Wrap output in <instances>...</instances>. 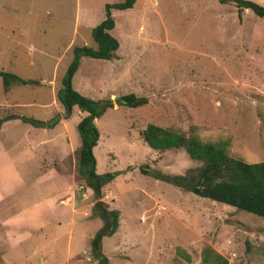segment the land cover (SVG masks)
<instances>
[{
  "label": "rangeland",
  "instance_id": "rangeland-1",
  "mask_svg": "<svg viewBox=\"0 0 264 264\" xmlns=\"http://www.w3.org/2000/svg\"><path fill=\"white\" fill-rule=\"evenodd\" d=\"M115 2L0 0V72L33 81L6 91L0 82V119L42 123H0V264H96L88 250L101 225L89 215L96 201L117 212L115 231L100 241L106 264H214L213 254L264 264V219L141 174L185 175L199 163L180 149L151 150L139 135L148 124L170 128L264 162V18L216 0H134L109 11L115 58L81 57L71 78L79 95L110 104L93 120L91 152L94 173L114 176L94 201L76 171L84 114L72 108L63 119L55 93L71 49L95 48L90 30ZM127 94L145 103L120 105ZM56 172L71 175L65 207Z\"/></svg>",
  "mask_w": 264,
  "mask_h": 264
},
{
  "label": "trees",
  "instance_id": "trees-1",
  "mask_svg": "<svg viewBox=\"0 0 264 264\" xmlns=\"http://www.w3.org/2000/svg\"><path fill=\"white\" fill-rule=\"evenodd\" d=\"M219 4L232 2L237 10H248L257 18H264V8L250 1L244 0H216ZM134 0H119L104 5V18L90 30L91 41L95 48L85 46L73 47L71 59L59 81V88L55 93V100L62 109V118L67 119L71 109L75 108L84 115L77 121L75 130L78 136L76 149V171L84 187L91 192L92 199L99 200L101 188L107 185L114 173L97 175L94 173L92 148L97 141V131L93 120L98 118L105 109L110 108L109 101H92L79 95L71 88V78L76 70L78 59L81 57L109 61L115 58L117 42L109 35L113 22L109 11H124L130 9ZM0 82L3 91L10 85H30L33 81L22 80L13 74L0 72ZM144 99L136 98L132 94L119 98V104L127 108L140 107ZM19 119L33 127H41L42 123L17 118L14 115L5 116L0 123ZM142 142L151 150H182L189 159L199 163L194 171L185 175L171 177L157 172H140L149 174L154 180L169 184L198 198L207 199L214 203L233 208L264 219V162L247 164L231 158L226 151L224 142H200L194 135H185L170 128H161L148 124L140 132ZM89 215L100 222V228L89 240V255L96 264H106L99 252L100 241L108 237L117 227V212L107 210L99 201L94 202ZM214 264H225V261L213 254ZM206 260L202 258V262Z\"/></svg>",
  "mask_w": 264,
  "mask_h": 264
},
{
  "label": "crops",
  "instance_id": "crops-1",
  "mask_svg": "<svg viewBox=\"0 0 264 264\" xmlns=\"http://www.w3.org/2000/svg\"><path fill=\"white\" fill-rule=\"evenodd\" d=\"M117 50V49H116ZM116 52V51H115ZM115 52H114V54H115ZM9 121H12V120H9ZM6 122H8V121H5V122H2V123H6ZM56 139V137H54V139L53 140H55ZM57 142V141H56ZM56 142H55V146L57 145L56 144ZM59 146V145H58ZM56 175H62L63 177H64V179H65V184H64V186H63V188H64V190H63V192L60 194V195H58V197H56L57 199H56V203H57V205H59V206H64V205H62V202L65 200V199H68L69 197L71 198L72 196H73V192H72V187H71V185H70V181H71V175L70 174H68V173H59V172H56ZM64 199V200H63ZM68 206V205H67ZM65 207V206H64ZM70 222V220L67 222V223H69Z\"/></svg>",
  "mask_w": 264,
  "mask_h": 264
},
{
  "label": "water",
  "instance_id": "water-1",
  "mask_svg": "<svg viewBox=\"0 0 264 264\" xmlns=\"http://www.w3.org/2000/svg\"><path fill=\"white\" fill-rule=\"evenodd\" d=\"M115 102H117V100H116ZM54 120H55V119H54ZM54 120H52L51 122H49V124H52V123L54 122Z\"/></svg>",
  "mask_w": 264,
  "mask_h": 264
}]
</instances>
